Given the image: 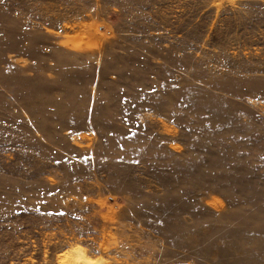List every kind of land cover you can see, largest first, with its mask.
Masks as SVG:
<instances>
[{
	"label": "rangeland",
	"instance_id": "1",
	"mask_svg": "<svg viewBox=\"0 0 264 264\" xmlns=\"http://www.w3.org/2000/svg\"><path fill=\"white\" fill-rule=\"evenodd\" d=\"M264 264V0H0V264Z\"/></svg>",
	"mask_w": 264,
	"mask_h": 264
},
{
	"label": "bare ground",
	"instance_id": "2",
	"mask_svg": "<svg viewBox=\"0 0 264 264\" xmlns=\"http://www.w3.org/2000/svg\"><path fill=\"white\" fill-rule=\"evenodd\" d=\"M80 255H82L84 261L88 264H95L88 256L83 255V253H80Z\"/></svg>",
	"mask_w": 264,
	"mask_h": 264
}]
</instances>
